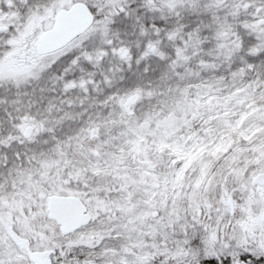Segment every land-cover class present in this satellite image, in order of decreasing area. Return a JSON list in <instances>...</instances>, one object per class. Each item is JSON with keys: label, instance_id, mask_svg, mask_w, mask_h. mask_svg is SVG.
<instances>
[{"label": "snow or ice", "instance_id": "6c2138e0", "mask_svg": "<svg viewBox=\"0 0 264 264\" xmlns=\"http://www.w3.org/2000/svg\"><path fill=\"white\" fill-rule=\"evenodd\" d=\"M0 264H264V0H0Z\"/></svg>", "mask_w": 264, "mask_h": 264}]
</instances>
